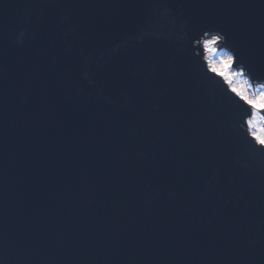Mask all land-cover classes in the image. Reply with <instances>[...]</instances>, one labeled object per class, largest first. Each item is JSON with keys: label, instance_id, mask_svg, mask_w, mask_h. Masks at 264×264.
<instances>
[{"label": "water", "instance_id": "1", "mask_svg": "<svg viewBox=\"0 0 264 264\" xmlns=\"http://www.w3.org/2000/svg\"><path fill=\"white\" fill-rule=\"evenodd\" d=\"M220 28L264 56V0H0V264H264L253 109L182 81Z\"/></svg>", "mask_w": 264, "mask_h": 264}, {"label": "snow or ice", "instance_id": "2", "mask_svg": "<svg viewBox=\"0 0 264 264\" xmlns=\"http://www.w3.org/2000/svg\"><path fill=\"white\" fill-rule=\"evenodd\" d=\"M210 31L203 30V36L209 38L198 42L201 43L205 52L216 53L218 50L217 47H214L216 45L222 48H230L231 51L226 52L217 61L210 63L208 71L212 74L211 77L207 75L202 77L190 62L182 61V81L193 88L200 97L210 100L214 104L216 112L212 118V125L215 134L224 142L237 141L238 131L234 125L237 109L246 112L245 105L251 109H264V90L255 95H249L248 90L243 86L233 84L232 77L246 72L251 80L260 81V88L264 89V56L257 62L254 55L246 56L237 45L229 44L228 33L223 28L216 30V34L209 36ZM235 66L240 67V73L233 71ZM213 78H219L229 87L220 93L213 87ZM245 123L250 124V121ZM250 134L256 144L259 145L258 148L251 142L243 145L237 142L226 144V146L240 151L246 150L248 153L261 152L264 154V135H258L255 132Z\"/></svg>", "mask_w": 264, "mask_h": 264}, {"label": "rangeland", "instance_id": "3", "mask_svg": "<svg viewBox=\"0 0 264 264\" xmlns=\"http://www.w3.org/2000/svg\"><path fill=\"white\" fill-rule=\"evenodd\" d=\"M207 38L209 37H206L205 39ZM214 47H217L218 49L216 53L205 52L202 47L203 58L206 60L208 67L211 62L217 61L220 57H222L226 53V51L219 45H216ZM233 71L236 73H240L241 69L233 68ZM232 80H233V84H235L236 86H243L245 89H247L249 95H255L259 91L264 90L260 88V84L251 85L249 83V80L246 74L235 75L232 77ZM263 111L264 109H253L252 115L247 119V121H250V124L246 123L249 134L252 132H255L258 135H264V112Z\"/></svg>", "mask_w": 264, "mask_h": 264}]
</instances>
